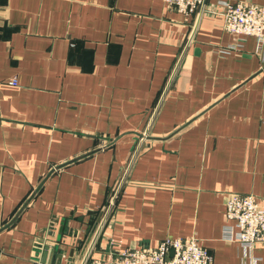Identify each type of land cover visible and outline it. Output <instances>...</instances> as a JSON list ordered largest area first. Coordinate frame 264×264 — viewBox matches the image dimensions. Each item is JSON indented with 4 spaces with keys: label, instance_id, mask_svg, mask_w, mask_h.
I'll return each instance as SVG.
<instances>
[{
    "label": "crops",
    "instance_id": "0c3cea01",
    "mask_svg": "<svg viewBox=\"0 0 264 264\" xmlns=\"http://www.w3.org/2000/svg\"><path fill=\"white\" fill-rule=\"evenodd\" d=\"M239 41L163 0H0V264H79L96 231L93 255L264 264L221 238L228 193L264 207V45Z\"/></svg>",
    "mask_w": 264,
    "mask_h": 264
},
{
    "label": "built area",
    "instance_id": "2783aa9c",
    "mask_svg": "<svg viewBox=\"0 0 264 264\" xmlns=\"http://www.w3.org/2000/svg\"><path fill=\"white\" fill-rule=\"evenodd\" d=\"M163 1L186 15L218 14L222 17L223 29L238 40L254 36L259 45H264V4L242 0L215 3H208L207 0ZM10 82L14 83V79ZM147 135L146 131L141 133L131 157ZM113 199L114 195L105 207L106 216L113 206ZM224 206L223 240L237 242L243 250H250L255 244L264 242V207L255 195L230 192L225 197ZM96 236L97 231L79 264H213L211 253L194 237L164 238L154 246L141 244L130 247L116 242L100 254L93 255L91 250Z\"/></svg>",
    "mask_w": 264,
    "mask_h": 264
},
{
    "label": "water",
    "instance_id": "95a60500",
    "mask_svg": "<svg viewBox=\"0 0 264 264\" xmlns=\"http://www.w3.org/2000/svg\"><path fill=\"white\" fill-rule=\"evenodd\" d=\"M45 254H46V249H45V251H44L43 255L45 256ZM43 258H44V257H43Z\"/></svg>",
    "mask_w": 264,
    "mask_h": 264
}]
</instances>
